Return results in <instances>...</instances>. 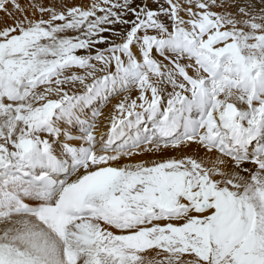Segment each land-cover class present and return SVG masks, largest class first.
Here are the masks:
<instances>
[{"label": "snow or ice", "instance_id": "snow-or-ice-1", "mask_svg": "<svg viewBox=\"0 0 264 264\" xmlns=\"http://www.w3.org/2000/svg\"><path fill=\"white\" fill-rule=\"evenodd\" d=\"M0 264H264V0H0Z\"/></svg>", "mask_w": 264, "mask_h": 264}, {"label": "bare ground", "instance_id": "bare-ground-1", "mask_svg": "<svg viewBox=\"0 0 264 264\" xmlns=\"http://www.w3.org/2000/svg\"><path fill=\"white\" fill-rule=\"evenodd\" d=\"M105 111H107V109Z\"/></svg>", "mask_w": 264, "mask_h": 264}]
</instances>
